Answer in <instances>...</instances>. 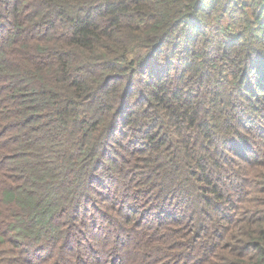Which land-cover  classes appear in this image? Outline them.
<instances>
[{"label":"trees","instance_id":"obj_1","mask_svg":"<svg viewBox=\"0 0 264 264\" xmlns=\"http://www.w3.org/2000/svg\"><path fill=\"white\" fill-rule=\"evenodd\" d=\"M0 264H264V0H0Z\"/></svg>","mask_w":264,"mask_h":264}]
</instances>
